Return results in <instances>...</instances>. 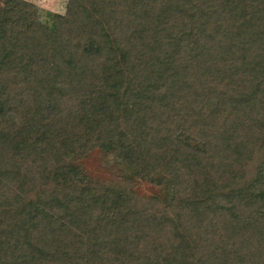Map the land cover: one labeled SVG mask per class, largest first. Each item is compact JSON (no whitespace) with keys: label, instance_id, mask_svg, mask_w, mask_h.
<instances>
[{"label":"trees","instance_id":"obj_1","mask_svg":"<svg viewBox=\"0 0 264 264\" xmlns=\"http://www.w3.org/2000/svg\"><path fill=\"white\" fill-rule=\"evenodd\" d=\"M28 7L0 0V264H264V0ZM105 115L120 149L77 133ZM122 151L166 194L83 166Z\"/></svg>","mask_w":264,"mask_h":264},{"label":"rangeland","instance_id":"obj_2","mask_svg":"<svg viewBox=\"0 0 264 264\" xmlns=\"http://www.w3.org/2000/svg\"><path fill=\"white\" fill-rule=\"evenodd\" d=\"M29 4L26 12L21 15V21L24 23H37L41 22L49 26H53L54 15H65L67 12V5L69 0H23ZM108 116L95 117L87 122L84 118H77V133L83 135H95L97 139H105L111 144V151L120 149L122 143V134L119 127L113 124L111 132L103 126V120ZM114 137H118L117 139ZM113 142V143H112ZM255 156L258 160L264 159V137L262 138L259 146L256 149ZM122 158L125 160L124 165L116 167L114 157L108 152H98L97 155L91 156L83 162L85 170L97 179H107L110 176H120L125 174L131 181L134 188L142 195H165L166 190L169 189V181L166 179L161 180L159 186L144 183L141 180L134 178L132 169V162L134 161L131 154L127 151H122ZM121 168V169H120ZM125 178V177H124ZM31 194L37 192L42 188V182H30ZM36 194V193H35Z\"/></svg>","mask_w":264,"mask_h":264}]
</instances>
